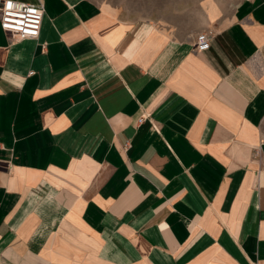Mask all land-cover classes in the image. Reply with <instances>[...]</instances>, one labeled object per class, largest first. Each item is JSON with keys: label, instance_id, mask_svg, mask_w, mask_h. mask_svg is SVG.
Listing matches in <instances>:
<instances>
[{"label": "crops", "instance_id": "0c3cea01", "mask_svg": "<svg viewBox=\"0 0 264 264\" xmlns=\"http://www.w3.org/2000/svg\"><path fill=\"white\" fill-rule=\"evenodd\" d=\"M15 1L44 14L0 28V264H264V0L181 37Z\"/></svg>", "mask_w": 264, "mask_h": 264}, {"label": "rangeland", "instance_id": "374dc122", "mask_svg": "<svg viewBox=\"0 0 264 264\" xmlns=\"http://www.w3.org/2000/svg\"><path fill=\"white\" fill-rule=\"evenodd\" d=\"M127 21L150 20L177 37L202 29L207 15L232 12L241 0H86Z\"/></svg>", "mask_w": 264, "mask_h": 264}, {"label": "built area", "instance_id": "2783aa9c", "mask_svg": "<svg viewBox=\"0 0 264 264\" xmlns=\"http://www.w3.org/2000/svg\"><path fill=\"white\" fill-rule=\"evenodd\" d=\"M11 4V7H9ZM40 4H27L15 0H0V28L15 40L37 39L43 19ZM211 34L201 32L196 35L194 49L205 51L210 46ZM144 118H140L141 124Z\"/></svg>", "mask_w": 264, "mask_h": 264}, {"label": "snow or ice", "instance_id": "6c2138e0", "mask_svg": "<svg viewBox=\"0 0 264 264\" xmlns=\"http://www.w3.org/2000/svg\"><path fill=\"white\" fill-rule=\"evenodd\" d=\"M9 7H11V4H9Z\"/></svg>", "mask_w": 264, "mask_h": 264}]
</instances>
